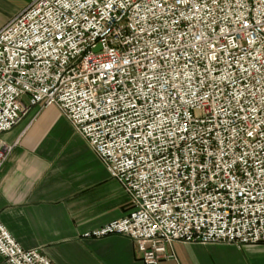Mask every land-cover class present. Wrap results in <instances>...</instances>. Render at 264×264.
I'll return each instance as SVG.
<instances>
[{"label": "built area", "instance_id": "2783aa9c", "mask_svg": "<svg viewBox=\"0 0 264 264\" xmlns=\"http://www.w3.org/2000/svg\"><path fill=\"white\" fill-rule=\"evenodd\" d=\"M0 30L2 136L56 107L130 199L90 236L144 264L264 244V0H28ZM7 264H53L0 221Z\"/></svg>", "mask_w": 264, "mask_h": 264}, {"label": "crops", "instance_id": "0c3cea01", "mask_svg": "<svg viewBox=\"0 0 264 264\" xmlns=\"http://www.w3.org/2000/svg\"><path fill=\"white\" fill-rule=\"evenodd\" d=\"M22 10L0 0V30ZM2 140L13 149L1 170L0 221L22 248L53 264H144L132 239L90 236L126 217L130 199L56 107L32 109ZM168 252L175 259L160 264H264V244L175 242Z\"/></svg>", "mask_w": 264, "mask_h": 264}, {"label": "rangeland", "instance_id": "374dc122", "mask_svg": "<svg viewBox=\"0 0 264 264\" xmlns=\"http://www.w3.org/2000/svg\"><path fill=\"white\" fill-rule=\"evenodd\" d=\"M15 4L19 5L22 9H25L29 2L28 0H14Z\"/></svg>", "mask_w": 264, "mask_h": 264}]
</instances>
